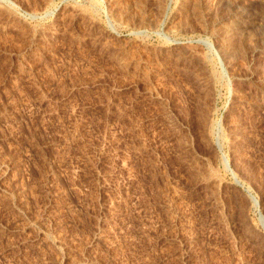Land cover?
<instances>
[{"label": "rangeland", "instance_id": "374dc122", "mask_svg": "<svg viewBox=\"0 0 264 264\" xmlns=\"http://www.w3.org/2000/svg\"><path fill=\"white\" fill-rule=\"evenodd\" d=\"M0 264H264V0H0Z\"/></svg>", "mask_w": 264, "mask_h": 264}, {"label": "bare ground", "instance_id": "6f19581e", "mask_svg": "<svg viewBox=\"0 0 264 264\" xmlns=\"http://www.w3.org/2000/svg\"><path fill=\"white\" fill-rule=\"evenodd\" d=\"M229 16V15H228ZM230 17V16H229ZM234 20H236V19H234ZM225 22V21H224ZM227 25V24H226ZM226 25H224V26H226ZM232 27V26H231ZM225 28H227V27H225ZM233 29V28H232ZM232 29H230V27L228 28V29H226V35H227V33H229ZM235 29V28H234ZM235 31V30H234ZM225 32V31H224ZM230 33H233V32H230ZM222 35H223V33H222ZM225 35V36H226ZM230 35V34H229ZM231 37V36H230Z\"/></svg>", "mask_w": 264, "mask_h": 264}]
</instances>
